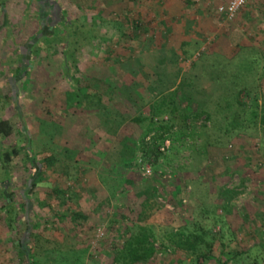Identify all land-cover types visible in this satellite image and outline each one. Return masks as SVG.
<instances>
[{
    "label": "rangeland",
    "instance_id": "374dc122",
    "mask_svg": "<svg viewBox=\"0 0 264 264\" xmlns=\"http://www.w3.org/2000/svg\"><path fill=\"white\" fill-rule=\"evenodd\" d=\"M229 1L54 0L49 11L47 0H14L16 11H0V119L14 126L0 140V154L18 151L10 181L0 180V264H28L20 242L34 264H112L137 226L156 240L148 264H196L195 256L170 246L168 236L183 225L208 234L217 258L252 250L240 264L255 258L264 264V125L252 114L264 110V77L242 79L258 99L243 100L242 127L229 132L219 98L225 89L218 90L200 62L220 56L233 62L234 73L247 55L264 57V0H249L234 22L217 14ZM63 11L79 27L78 51L68 60L60 47L42 44L43 36L63 32ZM158 73L177 83L196 78L175 101L190 113L208 109L213 118L207 130L204 117L196 123L195 138L190 131L183 140H166L160 151L168 160H147L140 147L147 123L134 119L150 114L145 100L160 92ZM78 80L83 92L100 93L127 117L115 135L97 112L71 99ZM126 144H136L135 159L125 160ZM46 154L61 161L41 166ZM34 179L40 182L31 190ZM59 189L66 191L65 204L54 194ZM225 191L233 193L230 201ZM2 194L16 205L11 229ZM75 213L88 217L75 220ZM161 244L170 249L160 251Z\"/></svg>",
    "mask_w": 264,
    "mask_h": 264
},
{
    "label": "trees",
    "instance_id": "16d2710c",
    "mask_svg": "<svg viewBox=\"0 0 264 264\" xmlns=\"http://www.w3.org/2000/svg\"><path fill=\"white\" fill-rule=\"evenodd\" d=\"M61 14L62 17L65 18L60 22V27H63V32L53 31L51 34L43 36V39H40H42V44L44 46L50 47L54 44V46L56 45L60 47L62 49V54L65 56L66 60H68L69 54H73L76 52V50L78 51V48L74 44H79V41H77L79 27L76 21L68 22L66 13L64 11ZM69 29H71V31L65 33ZM40 48L42 47H39V49ZM247 56H249L248 60L246 58V60L241 59L238 61V64L233 66L235 70L234 73L229 70L230 66L228 67V64L230 63L227 64L226 59H219L220 56H217L215 59L210 58L209 56H204L200 59L201 67L204 68V73L209 76L210 81L217 86L218 90L225 89L219 98L226 103L223 113L225 114L227 130L229 132L235 128L242 127V122L238 120V118L244 112L243 108L247 105L243 100L245 98H250L256 102L258 99L257 93L255 94L253 90H249L248 86L244 84L245 82L242 79L245 77L253 78L252 82L254 83L256 81H261L264 77V68H261L260 66L261 60H264L263 55H256L253 53ZM200 57L201 55H199V58ZM232 63L233 62H231L230 65H232ZM198 64V61H194L193 67L197 68ZM25 71L26 69L24 68L22 72L24 73ZM259 72L260 75L258 74ZM157 78L158 79L156 81H158L160 84L158 87L160 92L154 91V94L148 95L145 100V103L150 108V114L148 117H143L140 115L134 119V122L140 125L147 123L144 127L145 131L143 130V133H145L147 136L150 135V140L147 141V136L142 139L140 147L143 157L147 160L151 158L158 160L162 157H165L168 160L169 158H167V155L160 151V147L164 144V142L169 139L173 142L183 140L184 138L188 137L187 132L190 133V131H193L191 134H193V138H195L197 135L195 131L198 128L196 123L204 117L206 123L201 127V129L207 130L208 126L206 124L212 120L213 115L208 111V109L203 108L199 109L196 113H190L186 110L187 108H181L178 106L175 101L179 94L186 92L188 88L194 86V81L196 78L191 77L189 82L180 80L179 83H177L176 78L174 80H164L163 76L159 73ZM80 83L81 82L79 80L76 82L77 87L73 89V92H76L71 94L72 96H75H73L71 99L78 102V105L83 104L84 108L90 112H97V115L103 120L104 125L109 128L112 134L115 135L121 124L127 121V117L122 115V113L116 109L111 110L105 104L100 93H97V95H89L83 92V89L80 88ZM239 83H242L244 86L240 87ZM172 88H174L173 91H171ZM168 91L169 93L166 94ZM162 93H165L166 95H163ZM228 96L229 98L226 99ZM231 101H234V104H237V109L234 110L235 105L232 104ZM261 112L262 114L259 115L260 112L256 109L252 114L254 116L253 118H258L260 116L261 123L264 125V110ZM165 117L167 118L165 119ZM13 134V124L8 120L0 119V140L8 139ZM27 141L28 145L29 143L31 144L29 138ZM194 141H196V139ZM135 154L136 144H133L132 146L126 144L125 151L123 152L125 160L135 159ZM15 156H18V151L15 147L5 150L0 154V172H5V176L3 175V177L0 178L2 182L6 180L10 181L12 176L10 165ZM121 160L123 161V159ZM57 161L61 160L54 155L46 154L40 162V165L52 166ZM39 182L40 181L38 180L31 182V190L37 187ZM54 194L57 198L63 200L61 202L65 204L66 191L59 189L55 190ZM225 194L228 195L227 201H230L232 199L230 195L233 193H231V191H225ZM3 197L7 203L4 206L6 211V220L9 228L11 229L12 223L14 222L16 205L11 196ZM35 217L39 220L37 215H35ZM87 217V215L82 213H75L74 215L75 220L82 219L85 221ZM58 218L63 220L65 219V216H59ZM136 229V231H134V229H129L127 233L128 238L124 241L122 247L118 248L114 254L112 264H148L157 254L158 249L156 248V240L152 241L153 236L149 233V229L142 226H137ZM205 234L206 233L203 231L201 233L200 231H193L189 228V226L183 225L176 232L171 233L168 236V240L171 247L185 251V253H187V257L195 256V261L193 263L196 264H203V261H213L216 264H240L244 260L245 256L252 252V250H250L246 253H237L233 258L224 261L213 255V242L210 240L207 241L208 234ZM24 246L25 245L23 242H20L18 245L20 248V256L25 258L28 264H34V256L30 252H25ZM260 248L264 249V245L261 244ZM169 249L170 248L165 244L160 245V251L164 252L168 251ZM183 262L184 261H180L178 264H182ZM254 264H258L257 258L254 259Z\"/></svg>",
    "mask_w": 264,
    "mask_h": 264
},
{
    "label": "built area",
    "instance_id": "2783aa9c",
    "mask_svg": "<svg viewBox=\"0 0 264 264\" xmlns=\"http://www.w3.org/2000/svg\"><path fill=\"white\" fill-rule=\"evenodd\" d=\"M249 0H230L228 3L217 8V14L227 22H234L240 11L247 5Z\"/></svg>",
    "mask_w": 264,
    "mask_h": 264
},
{
    "label": "crops",
    "instance_id": "0c3cea01",
    "mask_svg": "<svg viewBox=\"0 0 264 264\" xmlns=\"http://www.w3.org/2000/svg\"><path fill=\"white\" fill-rule=\"evenodd\" d=\"M13 1L14 0H0V11H3L4 13H5V11H16V8H15V3H13ZM15 1H18V0H15ZM36 1H38V0H36ZM252 1V0H251ZM11 3V5L10 6H8V3ZM47 2H49L50 3V5H51V7H49V11H54L55 9L53 8L54 7V0H47ZM52 2V3H51ZM23 11V13L25 12V11H28V8H27V6L25 5V7H24V9L22 10ZM199 11L200 10H197V11H195V12H197V14L199 13ZM6 14V13H5ZM9 14V13H8ZM200 14V13H199ZM246 14V13H245ZM251 14H252V12L251 11H248L247 12V14L246 15H244V16H246V18H249V17H251ZM243 16V15H242ZM9 17L11 18L12 17V12H11V16L9 15ZM242 18V17H241ZM197 20V19H196ZM240 20H243L244 21V19H240ZM245 22V21H244ZM243 24V23H242ZM8 29V28H7ZM8 32V31H7ZM7 37L9 36V32H8V35H6ZM6 37V38H7ZM5 38V39H6ZM4 39V40H5ZM24 70V68H22L21 70H20V73H23L22 71Z\"/></svg>",
    "mask_w": 264,
    "mask_h": 264
}]
</instances>
